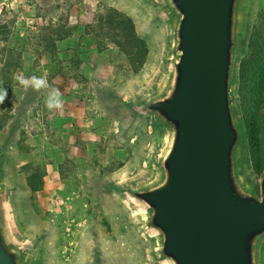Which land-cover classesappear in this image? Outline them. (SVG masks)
I'll return each mask as SVG.
<instances>
[{"label": "water", "instance_id": "obj_1", "mask_svg": "<svg viewBox=\"0 0 264 264\" xmlns=\"http://www.w3.org/2000/svg\"><path fill=\"white\" fill-rule=\"evenodd\" d=\"M160 37L149 80L116 99L149 140L144 165L108 192L143 264H264V171L249 166L237 86L254 0H130ZM0 146V264H41ZM85 264H109L93 254Z\"/></svg>", "mask_w": 264, "mask_h": 264}, {"label": "rangeland", "instance_id": "obj_2", "mask_svg": "<svg viewBox=\"0 0 264 264\" xmlns=\"http://www.w3.org/2000/svg\"><path fill=\"white\" fill-rule=\"evenodd\" d=\"M104 7L132 18L147 43L148 59L139 73L112 45L99 51L86 32ZM263 10L264 0H254L248 37ZM1 24L9 34L0 38V75L10 53L18 63L10 68L12 96L0 104V115L10 117L0 132V146H8L3 175L16 189L22 226L44 238L41 264H85L95 253L109 264H143L144 250L108 186L145 162L149 140L128 126L116 99L154 73L157 28L130 0H0ZM43 26L71 35L47 50L39 39ZM33 76L44 81L39 90L31 81L27 88L20 83ZM24 167L43 177L42 192L30 193Z\"/></svg>", "mask_w": 264, "mask_h": 264}, {"label": "trees", "instance_id": "obj_3", "mask_svg": "<svg viewBox=\"0 0 264 264\" xmlns=\"http://www.w3.org/2000/svg\"><path fill=\"white\" fill-rule=\"evenodd\" d=\"M8 25H0V38L5 39L9 34ZM99 51L107 50L112 45L117 55L128 61L130 70L137 74L145 66L149 47L136 32L135 23L128 15L113 7H104L94 20L87 26ZM249 33V26L247 37ZM70 31L60 27L43 26L39 39L45 49L56 48V43L68 38ZM246 37L244 58H241L238 69L237 96L240 113L244 123L247 139L249 166L254 175L260 176L264 171V10L259 15L256 26L250 37ZM11 53L8 55L9 64L0 75L1 85L7 90V96H12L11 83L13 74ZM9 114L0 115V132L10 122ZM25 173V184L32 195L44 189V179L35 170L22 168Z\"/></svg>", "mask_w": 264, "mask_h": 264}, {"label": "clouds", "instance_id": "obj_4", "mask_svg": "<svg viewBox=\"0 0 264 264\" xmlns=\"http://www.w3.org/2000/svg\"><path fill=\"white\" fill-rule=\"evenodd\" d=\"M30 81L36 90H39V88L44 84L43 80H40L34 76L29 78V79L22 80L20 83L25 88H27L28 86H30ZM6 98H7V90L5 88H3L2 85H0V104H3L6 100ZM49 106L51 107V105H49ZM56 106L59 107V103Z\"/></svg>", "mask_w": 264, "mask_h": 264}]
</instances>
